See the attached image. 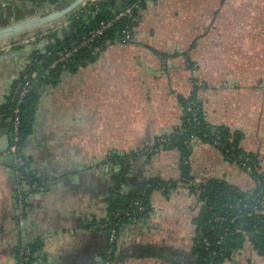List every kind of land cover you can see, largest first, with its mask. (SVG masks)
<instances>
[{"label": "crops", "instance_id": "0c3cea01", "mask_svg": "<svg viewBox=\"0 0 264 264\" xmlns=\"http://www.w3.org/2000/svg\"><path fill=\"white\" fill-rule=\"evenodd\" d=\"M139 14L133 40L36 88L26 169L0 162V264H18L24 246L37 247L33 264H198L200 186L255 184L199 138L189 145L187 182L178 150H155L182 126L192 93L205 123L236 134L264 172V0H154ZM34 51H0V106ZM11 131L0 118V138ZM154 179L177 186L150 193L148 213L122 226L108 258L102 222L112 193ZM220 264H264V255L246 241Z\"/></svg>", "mask_w": 264, "mask_h": 264}, {"label": "trees", "instance_id": "16d2710c", "mask_svg": "<svg viewBox=\"0 0 264 264\" xmlns=\"http://www.w3.org/2000/svg\"><path fill=\"white\" fill-rule=\"evenodd\" d=\"M154 0H99L89 7L88 12H75L68 15V26L61 30L62 38L57 36L58 31L50 32L35 44L46 40L49 42L45 46V51L35 50L32 60L27 70L21 74L19 80L26 74L35 72L38 82L27 94L19 109V140L17 142L18 156L23 159L22 148L27 136L32 130L38 95L36 88L42 85L54 83L59 75L64 71H75L79 67H84L93 62L103 49L115 43L130 42L134 39L135 28L138 25L140 11L145 9L147 3ZM37 2L33 0V3ZM127 8L131 9V16L116 20L107 29L103 36L95 40L90 47L79 48L66 62H59L52 66L58 59L57 53L70 48L74 42L82 41L90 31L98 28L100 23L114 19V17ZM124 32H128L126 38ZM53 41V42H51ZM45 72H47L46 75ZM18 80V81H19ZM17 81V82H18ZM16 82V83H17ZM15 83V84H16ZM15 86V85H14ZM16 102V95L10 94L7 102L0 106V113L4 115L0 118L11 122V111ZM184 117L182 126L171 136H163L169 140L168 144H162V149H176L181 155V181H189L188 174V154L190 142L199 138L204 142L217 146L227 160L236 163L242 170V162L248 159V165L253 170L248 174L254 181V188L249 191H242L232 187L223 181L213 180L202 184L199 188V196L202 207L197 217L196 232L199 248L198 264H206L211 258V253L216 252L212 257V264H220L230 251L242 248L244 242L248 241L254 250L264 255V172L258 171V164L255 156L244 153L238 145L239 137L231 135L225 129L214 128L207 125L200 107V103L195 99L194 93L183 100ZM188 108L191 110L189 111ZM192 114L196 115L194 122H187V118ZM158 144L156 143V148ZM122 163L125 160H121ZM120 161V165H121ZM26 169L25 165L20 171ZM244 171V170H243ZM116 183L121 182V177H117ZM177 186L176 182H164L159 179L149 180L139 189L122 192L115 188L110 198L108 215L102 222L106 231L115 229L117 237L121 228L126 223L144 217L149 211V195L155 189H162L167 194ZM135 202H141L144 211L139 210ZM117 241V239H116ZM113 244L115 246L116 244ZM209 242L205 247L204 242ZM30 248L29 262L33 264L36 260V246ZM17 253V261L20 260Z\"/></svg>", "mask_w": 264, "mask_h": 264}, {"label": "built area", "instance_id": "2783aa9c", "mask_svg": "<svg viewBox=\"0 0 264 264\" xmlns=\"http://www.w3.org/2000/svg\"><path fill=\"white\" fill-rule=\"evenodd\" d=\"M99 0H87L82 8L80 9V12H88L89 7L92 6L93 4L97 3ZM78 10V9H77ZM131 16V9L127 8L125 10H122L119 12L114 19L107 20L105 22L100 23V26L92 31L89 32L88 36L84 38L82 41L79 42H74L70 48H64L60 50L57 55L58 59L57 61L52 65L55 66L59 62H66L68 59L72 56L74 52H76L79 48L82 47H90L92 43L97 40L98 37L103 36L105 31L109 29L113 23L121 18H126ZM69 22H66L59 30H54L55 31H61L65 29L68 26ZM126 35V38L129 37L128 32H124ZM47 72H45L44 75H46ZM38 82V76L35 72H32L31 74H26L23 79L19 80L13 89V93L16 95V102L14 107L12 108L11 111V125H12V131H11V144L9 146L8 152L12 154L16 159H17V167L20 169L25 165V161L21 159L18 156V147H17V142L19 140V112H20V105L24 102V99L26 98L27 94L30 92V90L34 87V85ZM190 111L191 109L188 108ZM3 113H0V117L3 116ZM196 120V115L192 114L191 117L187 118V122H194ZM169 140L167 138L160 137L157 140L158 146L156 147L155 150L157 149H162V144H168ZM249 160L245 159L242 162V167L243 170L247 174L252 173L251 167L248 165ZM17 172H20V170L16 169ZM117 191V190H115ZM134 205L139 206L140 211H144V207L141 206V202H135ZM117 231L113 228L109 231L108 235V248H107V256L110 258L113 254L114 246L113 244L115 243L117 239ZM210 244L209 242H204V246L208 247ZM19 255H20V260L18 264H28L29 262V255H30V248L28 246H24L19 250ZM216 256V252L213 251L211 253V258L206 262V264H212V257ZM109 262V260H106V264Z\"/></svg>", "mask_w": 264, "mask_h": 264}, {"label": "rangeland", "instance_id": "374dc122", "mask_svg": "<svg viewBox=\"0 0 264 264\" xmlns=\"http://www.w3.org/2000/svg\"><path fill=\"white\" fill-rule=\"evenodd\" d=\"M36 1L37 2L32 3L30 0H0V26L11 24L13 19L14 21H17L23 18L46 13L63 4L66 0ZM82 6L83 4L78 10H80ZM66 22H68V16L38 29L17 35L16 40H13L12 38L2 40L0 41V45H2L0 51L12 50L14 47L22 48L27 45L35 44L50 32L59 30Z\"/></svg>", "mask_w": 264, "mask_h": 264}, {"label": "water", "instance_id": "95a60500", "mask_svg": "<svg viewBox=\"0 0 264 264\" xmlns=\"http://www.w3.org/2000/svg\"><path fill=\"white\" fill-rule=\"evenodd\" d=\"M87 0H66L63 4L58 7L40 14L34 15L28 18H23L21 20H17L12 22L11 24L5 25L0 28V41L12 38L13 40L17 39V35L23 34L27 31L38 29L42 26L51 24L56 22L69 14L75 12L82 4H84ZM64 33L62 31H58L57 36L62 38ZM53 42V41H51ZM46 40L39 42L37 44H31L25 46V50L32 51L38 50L40 52L45 51V46L48 44ZM10 136H2L0 138V162L8 164L11 168L18 169L17 167V159L8 152L10 146ZM26 184H31L32 178L22 176L20 177Z\"/></svg>", "mask_w": 264, "mask_h": 264}]
</instances>
